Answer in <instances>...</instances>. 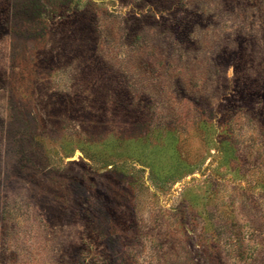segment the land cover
<instances>
[{"label": "rangeland", "instance_id": "1", "mask_svg": "<svg viewBox=\"0 0 264 264\" xmlns=\"http://www.w3.org/2000/svg\"><path fill=\"white\" fill-rule=\"evenodd\" d=\"M0 264H264V0H0Z\"/></svg>", "mask_w": 264, "mask_h": 264}]
</instances>
